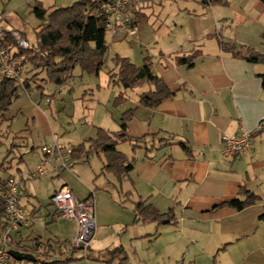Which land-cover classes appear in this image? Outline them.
Wrapping results in <instances>:
<instances>
[{
	"label": "crops",
	"instance_id": "1",
	"mask_svg": "<svg viewBox=\"0 0 264 264\" xmlns=\"http://www.w3.org/2000/svg\"><path fill=\"white\" fill-rule=\"evenodd\" d=\"M145 1L138 0L131 12L138 30L139 45L155 47L151 55H142V63L145 58L150 60L152 71L162 79L172 97L154 109L139 108L126 122L129 137L139 140L137 148L131 143L119 144L116 148L129 162H133L129 180L119 185L113 176L101 175L104 163L101 155H97L96 161H90L91 155L75 160L66 179L57 182L49 194L46 209L49 208L47 218L53 227L52 232H48L46 237L36 233L34 221L41 210L32 201L36 197L26 189L29 195L26 210L32 213L33 222L29 229L11 231L9 241L28 251L23 253L33 256L37 243L52 245L49 255L62 252L64 248L60 249L61 244L75 239L77 226L74 221L57 218L50 198L61 187L67 186L80 200L93 198L96 228L88 253L94 254V261H99L102 252L105 256L101 261L104 263L107 251L124 245L125 241H155L164 234L178 233L186 244L194 238H203L201 243L193 240L202 252L205 251L203 245L212 244L218 247V252L235 250L231 254L236 264L260 262L252 263V258L259 249L258 242L261 245L264 242V93L259 78L264 75V66L247 63L220 48L218 41L230 42L236 47H251L248 42L237 40L233 32H229L233 38L226 36L221 23L215 18L218 8H221L216 6L229 7V0L217 5L203 0L202 4L209 6L213 15L209 26L177 37H171L173 34L170 33L164 38L147 35L139 28ZM258 3L254 6L263 15L264 7ZM231 10V18L240 17V13ZM229 19H223L226 26ZM236 20L232 19V24ZM3 21L7 18L0 17V26L15 30L7 22L2 25ZM217 24L220 27L218 31ZM110 38L111 42L129 40L125 34ZM192 54L196 55L192 66L176 62V59ZM90 82L92 87L96 86V81ZM108 83L117 87L109 77ZM59 89L61 92L65 88L62 86ZM148 89L146 86L134 90L130 97L126 96V90L118 89L116 94L111 92L107 105L111 104L116 110L110 108L107 111L102 122L93 126L95 132L88 134L89 138L81 137L69 147L87 145V141L96 137L98 128L108 132L118 131L122 114L135 109L139 95ZM112 96L115 97L111 102ZM241 130L252 136L250 149L235 158L222 159L221 135L231 136ZM168 137H173L168 141L170 143L161 142ZM20 158L23 160V156ZM7 162L11 165V161ZM241 186L258 195L260 202L240 212L226 207L217 208L236 198ZM137 201L151 206L159 214L172 210L177 223L164 226L150 222L136 224L133 208ZM188 232L192 236L187 238L185 235ZM239 242L245 245V249L238 246L237 252L235 244ZM252 248L254 250L251 251ZM177 249H181L180 245ZM188 250L182 247V261L176 264H184L189 257ZM259 259H264L262 253Z\"/></svg>",
	"mask_w": 264,
	"mask_h": 264
},
{
	"label": "rangeland",
	"instance_id": "2",
	"mask_svg": "<svg viewBox=\"0 0 264 264\" xmlns=\"http://www.w3.org/2000/svg\"><path fill=\"white\" fill-rule=\"evenodd\" d=\"M35 1L40 2L42 7L48 10L53 7H67L78 0H0V17L7 18V21L2 22V25L7 22L15 30H19V34L30 45L35 42V30L40 25V21L31 14V7ZM202 1L147 0L139 28L145 34L156 35L158 38H164L170 33L173 34L171 37L189 32L195 33L199 29L209 26L212 21L213 15L210 7L204 6ZM229 1L231 2L229 7L216 6L221 8H218L219 10L215 14L216 20L221 23L224 32L227 33L226 36L231 37L229 32H233L237 40L248 42L250 48L264 55V14H260L254 6L258 2L256 0ZM231 9L240 13V17L231 18L233 15ZM224 18H231L227 26ZM232 19L237 20L232 24ZM233 34L231 38H233ZM110 37V33L107 32L106 41L109 48L106 54V63L97 77L82 73L80 68L76 67L68 81V86H63L65 89L61 92H59L60 87L50 83H46L41 92L33 88L30 89L27 91L28 95L20 89L18 98L14 100L6 113L8 120L0 126V164L9 167L6 171H1L0 176L12 175L16 181L22 183L25 190L27 189L36 197L32 201L35 207H39L41 211L34 221L35 231L43 237L53 230L47 218L49 208L46 209V206L49 202V194L57 182L66 179L69 172H63L60 177L57 176L58 174H54L33 178L32 174L36 166L41 164L43 159L40 148L54 141L71 146L81 137L89 138L93 131L95 132L93 126L102 122L108 110L115 109L111 104L107 105L109 94L117 92L118 89L124 91L118 87L114 88L108 83L107 73L113 66L111 59L115 55L128 56L129 60L138 66L142 63V55L148 56L154 52L152 51L155 48L154 45L141 47L137 41L130 40L111 42ZM148 40L151 39L148 38ZM90 81H96V86L92 87ZM132 94L131 90H126V96L130 97ZM114 97L112 96L110 99L111 102ZM20 156H23V160L18 163ZM13 157L16 158L11 160ZM96 157V154H91L90 161H96ZM7 161H11V165ZM29 207H32V203ZM190 233H186L185 236L191 237ZM194 239L186 244L185 239L178 233L164 234L155 241L148 239L132 243L125 241L122 247L128 257V264L181 263L183 255L180 250L182 247L189 249V257L185 259L184 264H236V261H233L234 255L231 254L235 250L218 252V247L202 243L205 248V251L202 252L198 250V244L193 241ZM172 240L174 244H172ZM196 240L201 243L204 239L197 238ZM179 245L181 249H177ZM235 245H237V252H239L238 246L242 250L245 249V245H242L241 242ZM257 249H255L257 251L252 258V263L259 260L260 262L254 264H263L264 259L261 261L259 258L261 253L264 255V242L262 245L258 242ZM104 256V253L101 252L98 257L99 261H94L92 252L88 253L87 251L84 257L82 251H77L75 257L78 259L84 257L85 259L70 264H105L101 261ZM42 263L46 262L39 258V262L36 264Z\"/></svg>",
	"mask_w": 264,
	"mask_h": 264
},
{
	"label": "trees",
	"instance_id": "3",
	"mask_svg": "<svg viewBox=\"0 0 264 264\" xmlns=\"http://www.w3.org/2000/svg\"><path fill=\"white\" fill-rule=\"evenodd\" d=\"M264 7V0H257ZM112 0H78L67 7H53L44 9L40 2L35 1L31 7V14L40 21L35 30V42L28 45L26 49H17L16 56L22 60L23 85L26 91L35 89L41 92L46 83L62 87L72 77V72L79 67L82 73L98 76L106 63L108 44L105 29L106 17L99 10L102 3L110 4ZM224 4L223 0H209L208 4ZM264 36V34H263ZM6 39L10 40L9 36ZM222 50L230 52L234 57L240 58L250 64L264 65V55L246 46L236 47L233 43L218 41ZM195 54L188 57L176 59L178 64L192 66ZM112 68L107 75L110 81L117 87L125 90H140L149 87L138 97V106L122 114L120 129L116 132H108L98 128L96 137L87 141V145L80 144L72 147L74 160H80L91 154L101 155L104 159L101 175L113 176L117 183L129 180L133 169V162L117 151L119 144L131 143L137 148L139 140H134L128 135L126 122L130 120L139 108L154 109L172 97V93L160 77L154 74L151 62L148 58L143 60L141 66L134 65L129 58L115 55L112 59ZM261 89L264 93V75H260ZM33 86V87H32ZM20 88L14 81L0 77V126L7 121L6 113L15 99L19 96ZM118 98H123L119 96ZM264 127V121L262 122ZM261 130V129H260ZM260 130L258 132H260ZM257 132V133H258ZM173 137L161 140L170 143ZM182 147H187L181 143ZM12 152V151H10ZM22 161L19 158L18 163ZM6 162V161H5ZM4 164L0 170L6 171ZM8 178L0 177V231L7 227L5 218V206L3 195L6 190ZM261 198L241 186L236 198L218 206L242 211L260 202ZM134 222L155 223L159 226L175 225L176 217L172 210L165 214H159L151 206L142 201L134 203ZM264 212V204H263ZM264 221V218H263ZM10 236V235H9ZM71 243V242H70ZM70 243H62L60 249L68 247ZM9 246L17 251L28 252L23 248L13 245ZM52 245L36 244L37 262L39 258L48 257ZM20 248V249H19ZM105 264H128V257L124 248L120 245L107 251ZM82 258H73L63 262H51L42 264H70ZM35 263V264H36ZM21 264H30L23 262Z\"/></svg>",
	"mask_w": 264,
	"mask_h": 264
},
{
	"label": "built area",
	"instance_id": "4",
	"mask_svg": "<svg viewBox=\"0 0 264 264\" xmlns=\"http://www.w3.org/2000/svg\"><path fill=\"white\" fill-rule=\"evenodd\" d=\"M137 1L112 0L110 4H100L99 10L106 17L105 29L112 38L125 34L133 42L138 40V30L131 17ZM219 29L217 24V31ZM8 36L10 40L6 39ZM28 45L19 32L0 26V77L14 81L27 95L29 93L23 85L22 60L15 54L18 48L26 49ZM251 139L252 136L243 130L231 136L221 135V158H235L245 154L250 149ZM40 152L43 159L36 166L33 178L70 172L74 166L72 148L58 141L42 146ZM3 198L7 229L0 231V264H21L9 254L12 250L9 247V235L11 231L26 230L32 225V213L26 210L29 195L22 183L11 177L7 181ZM50 204L58 219L76 223L77 232L75 239L62 252L40 259L46 263L63 262L73 259L77 251H82L85 257L96 228L93 198L80 200L67 186H63L50 198Z\"/></svg>",
	"mask_w": 264,
	"mask_h": 264
},
{
	"label": "water",
	"instance_id": "5",
	"mask_svg": "<svg viewBox=\"0 0 264 264\" xmlns=\"http://www.w3.org/2000/svg\"><path fill=\"white\" fill-rule=\"evenodd\" d=\"M9 254L18 262H27L35 264L37 262L36 258L29 253H22L16 250H10Z\"/></svg>",
	"mask_w": 264,
	"mask_h": 264
}]
</instances>
